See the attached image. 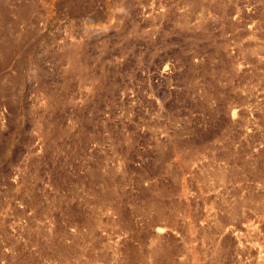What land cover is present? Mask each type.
Masks as SVG:
<instances>
[{
    "label": "rangeland",
    "instance_id": "374dc122",
    "mask_svg": "<svg viewBox=\"0 0 264 264\" xmlns=\"http://www.w3.org/2000/svg\"><path fill=\"white\" fill-rule=\"evenodd\" d=\"M0 264H264V0H0Z\"/></svg>",
    "mask_w": 264,
    "mask_h": 264
}]
</instances>
